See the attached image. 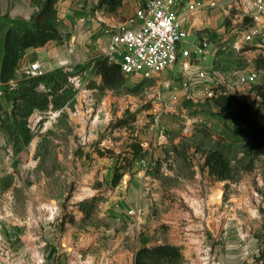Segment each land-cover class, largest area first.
<instances>
[{"label": "rangeland", "instance_id": "obj_1", "mask_svg": "<svg viewBox=\"0 0 264 264\" xmlns=\"http://www.w3.org/2000/svg\"><path fill=\"white\" fill-rule=\"evenodd\" d=\"M69 1L70 6L88 9L92 14L115 12L110 11L112 0ZM25 2L0 0V66L7 30L14 28L23 33L31 29V19L39 11L40 0ZM235 14L236 10L231 9L224 16L227 40L214 44V55L205 57L200 69L210 74L221 90L232 95L243 91L246 101L255 100L260 106L261 100H256L252 92L254 85L241 86L238 77L256 74L257 85L264 84V46H238L251 20L236 22ZM70 40L67 36L61 45L51 43L70 51L76 39ZM29 65H18L12 81H0L1 200L15 201L11 204L16 209L18 244L24 242L25 212L31 197L34 222L38 223L41 206L54 208V213L61 215L53 220H61L60 226L73 216L69 210L87 211L85 219L91 220L97 210L108 209L105 194L117 186L110 187L107 181L112 183L117 174H122L119 185L126 188L132 184L137 170L129 164V146L140 136L146 137L154 126L152 131L163 135L164 144L219 150L226 155L232 178L221 181L209 176L207 185L221 188L224 201L232 195L241 198L237 208L240 227L251 228L253 239L247 247L241 238V259L245 264H264V147L255 153L256 140L248 129L235 119L221 117L218 106L201 90L186 94L183 71L176 68L169 88L164 84L160 87L162 81L155 78L124 75V81L115 88H104L94 60L63 65L39 77L26 73ZM94 172L97 180L91 187L98 192L86 198L83 194L88 186L83 179ZM118 206L114 201L113 208ZM3 224L8 225L4 217Z\"/></svg>", "mask_w": 264, "mask_h": 264}, {"label": "crops", "instance_id": "obj_2", "mask_svg": "<svg viewBox=\"0 0 264 264\" xmlns=\"http://www.w3.org/2000/svg\"><path fill=\"white\" fill-rule=\"evenodd\" d=\"M195 1L202 6L184 23L188 34L185 46L195 50L207 42L205 57L208 58L214 55L216 42L227 40L224 16L234 9L236 22L249 18L246 15L248 2L176 0L177 13L183 14L189 3ZM148 2L122 0L115 12L92 14L88 9L70 6L69 0H59L55 5L56 28L63 36L76 39V46L63 51V46L48 43L41 48L24 50L18 65L39 63L43 73H49L63 65L105 57L108 30L134 16ZM13 3L26 5L25 0H13ZM244 44L243 38L240 39L238 46ZM245 45L260 47L256 43ZM95 50L98 53L90 52ZM202 63L201 58L193 57L191 72L203 71L200 69ZM176 68L182 72L181 65L176 64L154 77L162 81L160 87L161 84L164 88L172 86ZM167 78L169 80L163 83ZM244 95L243 91L236 94L240 100H246ZM153 129L151 126L146 137H139L140 156L133 159L129 153L131 167L137 170L132 184L126 188L118 184L114 190L105 189L108 209L97 210L91 220L85 219L87 211L76 208L68 211L73 216L60 226L61 220L55 223L53 220L61 215H56L54 208L46 210L41 206V221L34 222L31 197L25 212L24 242L18 244L16 209H12L10 199L2 203L0 189V264H135V256L141 248L164 244L180 248L182 260L179 264H245L239 249L241 238L247 247L252 245L253 239L251 228L240 227L237 208L241 198L232 195L224 201L220 196L221 188H209L207 183L211 175L206 166L209 153L206 149L164 144L163 135ZM96 180L95 172L84 176L83 181L88 186L83 194L86 198L98 192L91 187ZM107 182L111 187V181ZM113 199L119 204L117 208H113ZM132 209H140L141 213L137 217L129 216L128 211ZM2 217L7 219L8 225H2Z\"/></svg>", "mask_w": 264, "mask_h": 264}, {"label": "built area", "instance_id": "obj_3", "mask_svg": "<svg viewBox=\"0 0 264 264\" xmlns=\"http://www.w3.org/2000/svg\"><path fill=\"white\" fill-rule=\"evenodd\" d=\"M247 2L246 15L251 23L243 33V43H256L263 47L264 0ZM201 6L198 1L189 3L186 11L178 14L176 0H149L134 16L108 30L105 58L110 63L119 65L124 76H141L144 79L154 78L179 63L186 75V94L193 95L194 90H201L207 98H217L226 92L213 83L209 74L205 71L197 74L191 72L193 57H199L202 61L205 59L207 42L201 43L195 50L185 46L188 34L184 23ZM26 73L31 77L44 74L39 63L29 65ZM258 79L256 74H243L239 75L238 84L250 87L257 85ZM140 213V209L128 211V215L133 217Z\"/></svg>", "mask_w": 264, "mask_h": 264}, {"label": "trees", "instance_id": "obj_4", "mask_svg": "<svg viewBox=\"0 0 264 264\" xmlns=\"http://www.w3.org/2000/svg\"><path fill=\"white\" fill-rule=\"evenodd\" d=\"M58 0H40L39 11L32 17V28L19 33L14 28H9L4 39V55L0 66V81L6 84L14 79L22 51L37 49L48 43L56 42L61 45L65 37L56 28V9ZM122 0H112L110 11H115ZM97 72L102 77L104 88H115L124 81L120 66L110 63L105 57L95 61ZM223 91V90H222ZM252 92L256 101L240 100L236 95L222 93L213 99L219 108V115L225 119H235L248 129L252 138L256 140V152L260 153L264 147V84L254 85ZM130 152L133 159L140 156L141 142L131 143ZM129 152V153H130ZM131 164V162L129 163ZM206 166L211 176L224 181L232 178L231 163L226 155L219 150L210 151L206 158ZM122 174H117L112 184L117 186ZM261 257L264 259V241ZM182 260L180 248L169 244L157 245L152 248L143 247L135 256V264H179Z\"/></svg>", "mask_w": 264, "mask_h": 264}]
</instances>
